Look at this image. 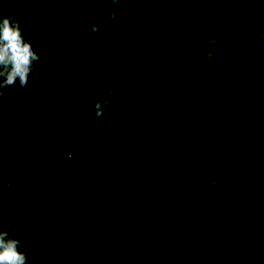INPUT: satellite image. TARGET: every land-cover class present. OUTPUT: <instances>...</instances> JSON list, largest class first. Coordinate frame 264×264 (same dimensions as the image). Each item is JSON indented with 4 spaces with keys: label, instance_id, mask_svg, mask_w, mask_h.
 <instances>
[{
    "label": "trees",
    "instance_id": "16d2710c",
    "mask_svg": "<svg viewBox=\"0 0 264 264\" xmlns=\"http://www.w3.org/2000/svg\"><path fill=\"white\" fill-rule=\"evenodd\" d=\"M6 14L43 60L0 100V216L17 180L61 216L54 253L58 214L14 184L0 230L28 264H264V0H0Z\"/></svg>",
    "mask_w": 264,
    "mask_h": 264
},
{
    "label": "clouds",
    "instance_id": "9594fccd",
    "mask_svg": "<svg viewBox=\"0 0 264 264\" xmlns=\"http://www.w3.org/2000/svg\"><path fill=\"white\" fill-rule=\"evenodd\" d=\"M247 0H239L241 8ZM113 8H117L120 0H111ZM117 13L110 10L105 17V23L117 22ZM120 22L123 18L120 17ZM88 28L101 35L98 25L89 23ZM103 38H108V33H103ZM220 38L207 34L200 44L205 42L209 48L204 53V58L209 68L215 66V52L220 50ZM43 60L42 55L36 50L21 22L13 15L0 16V100L7 98L8 89L18 85L21 90L28 87L30 80L36 76L37 65ZM116 95L115 88L106 89L105 95L98 98L94 105L96 119H104L112 105V97ZM24 249L21 237L13 235L8 230H0V264H28V252Z\"/></svg>",
    "mask_w": 264,
    "mask_h": 264
},
{
    "label": "water",
    "instance_id": "95a60500",
    "mask_svg": "<svg viewBox=\"0 0 264 264\" xmlns=\"http://www.w3.org/2000/svg\"><path fill=\"white\" fill-rule=\"evenodd\" d=\"M20 182L28 183V184L32 185L33 187H35L37 190L41 191V192L46 196V198L49 200V202H50L51 205L53 206L55 212L58 214V220H57V222L55 223V225H53V226L49 229V231L47 232V234H46V236H45V240H46V243H47V247H48V249H49L50 251H52V252H54V253L59 252L60 249H58V250H53V249L51 248V246H50V244H49V241H48V238H49V235H50L51 231H52V230H53V229H54V228L60 223V221H61V216L59 215V212H58V210H57L56 203H55V201L53 200V198H52L50 195H48L47 193H45L42 189H40V188H39L36 184H34L32 181H30V180H17V181H14V182L12 183V185H11V187H10V189H9V192H8L6 207H5V210H4L3 214L0 216V220L3 218V216H4V215L7 213V211H8L9 202H10V196H11V191L13 190V186H14V184H15V183H20ZM87 210H88V211H91V213H92V219L94 218L95 210H94L92 207H88V208H84V209L80 210V211L77 213V215H75V217L73 218V220H72V222H71V225L69 226L68 232H67L66 237H65L64 245H65V243L67 242L68 237H69V235H70V232H71V230H72L73 227H74L75 221L77 220V218L79 217L80 214H82L83 212H85V211H87ZM91 223H92V220H91ZM90 228H91V226H90ZM90 238H91V233H89V239H90ZM88 250H90V240H89V247H88ZM88 256H89V253H88ZM88 260H89V257H87V262H86V264H88Z\"/></svg>",
    "mask_w": 264,
    "mask_h": 264
}]
</instances>
